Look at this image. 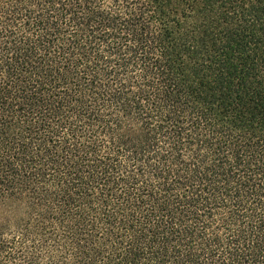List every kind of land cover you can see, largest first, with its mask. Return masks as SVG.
Listing matches in <instances>:
<instances>
[{
    "label": "trees",
    "instance_id": "1",
    "mask_svg": "<svg viewBox=\"0 0 264 264\" xmlns=\"http://www.w3.org/2000/svg\"><path fill=\"white\" fill-rule=\"evenodd\" d=\"M0 264H264V0H0Z\"/></svg>",
    "mask_w": 264,
    "mask_h": 264
}]
</instances>
